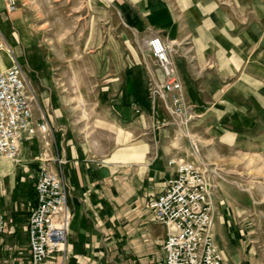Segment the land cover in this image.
I'll list each match as a JSON object with an SVG mask.
<instances>
[{
    "label": "rangeland",
    "instance_id": "obj_1",
    "mask_svg": "<svg viewBox=\"0 0 264 264\" xmlns=\"http://www.w3.org/2000/svg\"><path fill=\"white\" fill-rule=\"evenodd\" d=\"M124 1L16 0L15 11L5 1L20 24L17 42L6 31L9 64L22 63L48 115L109 143L127 126L118 111L131 94L114 88L136 83L154 105L156 144L206 169L211 197H239L264 227V0H159L179 25L172 55L188 65L180 111L169 95L149 91L154 74L164 75ZM150 110L135 134L153 128Z\"/></svg>",
    "mask_w": 264,
    "mask_h": 264
},
{
    "label": "crops",
    "instance_id": "obj_2",
    "mask_svg": "<svg viewBox=\"0 0 264 264\" xmlns=\"http://www.w3.org/2000/svg\"><path fill=\"white\" fill-rule=\"evenodd\" d=\"M124 4L136 19L129 25L141 28L146 40L159 35L169 47L176 43L179 25L167 4L159 0H136L134 3L125 0ZM13 26L20 28L19 18L7 14L5 0H0V40L9 44L4 43V46H12L6 31L17 42ZM170 57L182 90H187L190 83L186 61L173 56L171 50ZM146 72L147 78H151L149 71ZM151 79L163 80L155 74ZM121 88L131 93L118 111L127 126L121 132H114L110 143L100 131L84 134L70 131V127L47 114V103L42 104L35 91L33 121L44 119L50 131L46 135L36 131L20 138L17 162L8 157L0 161V205L4 215L1 264H27L26 218L34 204L37 170L45 162L53 169L60 168L71 218L66 229L65 250L49 253L39 264L61 261L63 264L162 263L166 227L152 217L148 200L163 189L168 177L176 171L169 162L167 148L156 144L153 124L157 119L153 103L148 97L136 94L141 89L132 81L125 87L117 85L114 92L120 90L121 93ZM41 96L47 102L44 92ZM138 107L141 112L137 115ZM149 110L152 129L148 125ZM143 119L148 123L146 131L135 134L137 124ZM231 122L242 124L234 118ZM211 200V231L224 262L264 264V227L257 223V214L246 211L242 199L237 196L214 194Z\"/></svg>",
    "mask_w": 264,
    "mask_h": 264
},
{
    "label": "built area",
    "instance_id": "obj_3",
    "mask_svg": "<svg viewBox=\"0 0 264 264\" xmlns=\"http://www.w3.org/2000/svg\"><path fill=\"white\" fill-rule=\"evenodd\" d=\"M5 1L8 11L16 7V0ZM146 45L164 75L163 80L150 83L149 91L169 95L173 111H180L182 83L172 64L171 47L159 35L149 37ZM35 99V90L20 61L14 59L0 70V161L3 157L18 161L20 138L36 131L42 135L49 133L44 119L33 121ZM57 161L61 162L59 158ZM169 162L175 167V175L168 177L163 189L148 200L152 217L166 227L164 260L160 264H226L211 231V184L206 169L184 157L170 158ZM70 218L67 188L60 168L42 163L35 177L34 204L26 218L27 264H39L49 253L65 250ZM3 231L0 205V246Z\"/></svg>",
    "mask_w": 264,
    "mask_h": 264
},
{
    "label": "bare ground",
    "instance_id": "obj_4",
    "mask_svg": "<svg viewBox=\"0 0 264 264\" xmlns=\"http://www.w3.org/2000/svg\"><path fill=\"white\" fill-rule=\"evenodd\" d=\"M17 9V7H15L14 9L10 10V11H15ZM11 51V48L9 46H5L1 47L0 46V67L6 68L7 64H9V58L7 57L6 53Z\"/></svg>",
    "mask_w": 264,
    "mask_h": 264
}]
</instances>
